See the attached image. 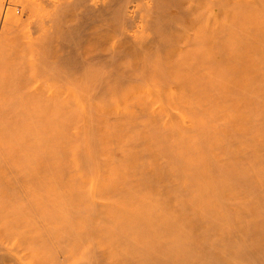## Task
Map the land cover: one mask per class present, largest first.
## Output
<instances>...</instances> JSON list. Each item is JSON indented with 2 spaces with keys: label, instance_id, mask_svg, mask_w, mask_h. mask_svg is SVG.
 I'll return each instance as SVG.
<instances>
[{
  "label": "bare ground",
  "instance_id": "1",
  "mask_svg": "<svg viewBox=\"0 0 264 264\" xmlns=\"http://www.w3.org/2000/svg\"><path fill=\"white\" fill-rule=\"evenodd\" d=\"M19 1L0 264H264V0Z\"/></svg>",
  "mask_w": 264,
  "mask_h": 264
},
{
  "label": "rangeland",
  "instance_id": "2",
  "mask_svg": "<svg viewBox=\"0 0 264 264\" xmlns=\"http://www.w3.org/2000/svg\"><path fill=\"white\" fill-rule=\"evenodd\" d=\"M13 4H16V5H19V11L18 12H16L15 11V9H12V8H8L7 9V11H6V15H5V18L8 16V15H10V14H12V15H15V16H22L23 18H25V21H26V24L25 25H22L21 26V29H22V32H25L26 34L28 33L29 35H33V36H35V35H37L38 34V32H39V30H38V23H40V24H46V25H49V23L50 22H46L45 23V21H46V19L44 18V20H43V18H38V17H35L33 14H31L30 12H28L26 9H23V7H22V5H21V1H17V0H10ZM67 1H72V0H67ZM92 2H94V5L97 7L98 6V1L97 0H91ZM4 3H5V0H2V7H1V9H0V18H1V16H2V12H3V9H4ZM13 11V12H12ZM22 13V14H21ZM25 14V15H24ZM27 17V18H26ZM38 18V19H37ZM35 20V21H34ZM45 25V26H46ZM91 29H93L94 30V32L96 33V29H97V25H93L92 26V28ZM1 30V29H0ZM31 31V34L29 33ZM35 32V33H34ZM37 33V34H36ZM0 34H1V32H0ZM35 34V35H34ZM31 35V36H32ZM87 48H89V49H87ZM95 47H93L92 45H89V44H86L85 45V47H84V52L85 53H87V54H90V53H92V51L93 50H95V51H93V53H95L96 55H97V52H98V49L97 48H95ZM45 85H47V82L46 83H44ZM48 84H50V83H48ZM36 86V83L34 82V81H31V84H28V87H27V90L26 91H28V92H31L33 89H34V87ZM88 181H90V182H87L85 185H84V188L85 189H89V188H91V183H92V181L91 180H88Z\"/></svg>",
  "mask_w": 264,
  "mask_h": 264
},
{
  "label": "built area",
  "instance_id": "3",
  "mask_svg": "<svg viewBox=\"0 0 264 264\" xmlns=\"http://www.w3.org/2000/svg\"><path fill=\"white\" fill-rule=\"evenodd\" d=\"M8 8L15 9V11L18 12L20 7H19V5L13 4L10 0H5L4 9H3V12H2V16L0 18V26H1L2 21H3V16L6 13Z\"/></svg>",
  "mask_w": 264,
  "mask_h": 264
}]
</instances>
